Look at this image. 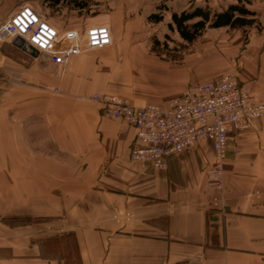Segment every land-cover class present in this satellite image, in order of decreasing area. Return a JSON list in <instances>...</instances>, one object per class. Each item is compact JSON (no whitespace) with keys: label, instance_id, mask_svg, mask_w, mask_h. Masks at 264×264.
<instances>
[{"label":"crops","instance_id":"1","mask_svg":"<svg viewBox=\"0 0 264 264\" xmlns=\"http://www.w3.org/2000/svg\"><path fill=\"white\" fill-rule=\"evenodd\" d=\"M18 4L0 0V23ZM119 33L60 74L13 59L14 47L0 43V264H73L68 238L78 264H264V120L229 130L220 188L209 141L165 170L131 161L133 128L106 118L93 96L165 106L199 76L143 46H115L127 35ZM225 60L251 98L264 99L262 46ZM27 133L55 155H40ZM20 216L42 220L11 219Z\"/></svg>","mask_w":264,"mask_h":264},{"label":"built area","instance_id":"2","mask_svg":"<svg viewBox=\"0 0 264 264\" xmlns=\"http://www.w3.org/2000/svg\"><path fill=\"white\" fill-rule=\"evenodd\" d=\"M14 40L43 61L63 66L70 57L106 47L111 37L106 27H91L85 36L72 30L59 33L34 10L23 6L0 24V42ZM101 102L107 118L133 128L131 161L149 162L155 169L165 170L174 155L198 142H211L217 160L210 177L218 188L229 129L264 119V100H253L248 88L232 74H223L205 84L189 85L165 106L135 107L107 95Z\"/></svg>","mask_w":264,"mask_h":264},{"label":"rangeland","instance_id":"3","mask_svg":"<svg viewBox=\"0 0 264 264\" xmlns=\"http://www.w3.org/2000/svg\"><path fill=\"white\" fill-rule=\"evenodd\" d=\"M17 1L19 4L15 12L23 6H28L32 10H34L42 20L48 23L59 33L64 34L65 32L72 30V31H76L78 34L82 36H85V32L91 27H106L110 33V37H111L110 44H111L112 34L116 35V34H120L119 32L121 33L125 32L127 34L126 36L124 37L119 36L115 38V46H121V45L122 46L136 45L139 47L143 46L145 47V50L147 52H150L151 54L155 55L157 58H159L164 62H170L176 65H184L186 68L193 69L194 71L197 70L199 81H196L195 83L187 84V86L194 84H205L223 74L234 75L236 80L241 85L244 86V84H242L240 81L237 70L229 69L225 59L230 58V56H234L239 51H242L245 45H247L248 43L252 45L253 44L261 45L262 48L264 49V0H17ZM229 5H242L247 10L253 12L254 13L253 23L241 29H230L227 27H222V28L206 27L203 33L191 45L184 44V42L180 39L177 31L175 30L170 31L168 29V25L172 24L171 15L173 13L180 14L183 11L190 13L195 8H208L213 12H221L225 10ZM160 8H162V10ZM15 12H13L12 14H14ZM152 14H159L162 20L159 23H152L148 21L147 18ZM10 16L8 18H10ZM153 39H157L160 43L166 44L168 50L171 51L175 50L176 53H170V55L177 56L178 60L177 61L167 60L166 59L167 53H165L162 47L158 48V50L163 55L162 57H159L156 54L152 53L151 47H152ZM15 41L16 40L11 42H0L2 44H10L11 46L14 47L12 52L13 59L22 61L24 64L30 63L32 61H37L39 63L53 64V62L51 61H47V60L43 61L42 59L37 57V54L35 55L32 52V50L26 48L25 46L22 45L16 46L14 44ZM110 44H108L104 48L88 50L86 53H90L92 51H98V50L104 52L103 49L107 48ZM179 46H183V49L179 48ZM64 65L63 66L56 65L59 74L63 72ZM105 95L107 94L101 96L94 95L92 98L102 106L101 110L104 109L101 100ZM107 96L114 97L117 98L118 100L127 102L126 99L116 95L113 96L107 95ZM95 97H97L96 99L100 101L94 99ZM150 104L158 105L155 103H150ZM103 115L106 117L104 110H103ZM260 120H264V119H260ZM260 120H255V121H260ZM25 137L28 140V142L38 144V146L41 147V149L40 148L38 149L39 151H41L40 155L42 154L44 156L55 155L53 148H51V145L47 142L45 138L36 137L32 135V133L25 134ZM227 144H228V148H227L228 150L230 147L228 140H227ZM227 150L225 154L227 153ZM224 159L221 162V169L223 167ZM216 160H217V156L215 154V160L210 168V171L215 167ZM222 173L223 170L221 171V176ZM11 219L13 222H16L18 224L20 223L31 224L35 221L42 220L41 218H31L27 216L12 217ZM53 226H57V225H51V232L56 231L53 229L56 227ZM57 237H53V238H57ZM72 241L73 240L71 238H68L66 240L65 249L66 250L69 249V253H70L69 257L72 260L73 264H78L77 261L75 260L76 257L75 249H74L75 247Z\"/></svg>","mask_w":264,"mask_h":264},{"label":"trees","instance_id":"4","mask_svg":"<svg viewBox=\"0 0 264 264\" xmlns=\"http://www.w3.org/2000/svg\"><path fill=\"white\" fill-rule=\"evenodd\" d=\"M160 9L162 10V8ZM253 17L254 13L242 5H229L221 12H213L208 8H195L190 13L186 11L180 14L173 13L171 15L172 24L168 25V29L170 31H177L184 44L191 45L203 33L206 27L241 29L251 25L253 23ZM147 20L152 23H159L162 18L159 14H152ZM159 47H162L165 53H167V60H178L177 56L170 55V53H176L175 50H168L166 44L160 43L157 39H153L151 51L157 56L162 57V53L158 50ZM179 48L183 49V46H179Z\"/></svg>","mask_w":264,"mask_h":264},{"label":"water","instance_id":"5","mask_svg":"<svg viewBox=\"0 0 264 264\" xmlns=\"http://www.w3.org/2000/svg\"><path fill=\"white\" fill-rule=\"evenodd\" d=\"M14 44H15L16 46H21V42H20L19 40H16V41L14 42Z\"/></svg>","mask_w":264,"mask_h":264}]
</instances>
